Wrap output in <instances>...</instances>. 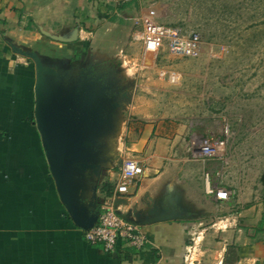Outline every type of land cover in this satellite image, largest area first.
I'll return each instance as SVG.
<instances>
[{"label": "crops", "instance_id": "crops-1", "mask_svg": "<svg viewBox=\"0 0 264 264\" xmlns=\"http://www.w3.org/2000/svg\"><path fill=\"white\" fill-rule=\"evenodd\" d=\"M98 3L0 0V264H187L189 214L194 207L227 203L208 196L206 172L214 177L227 174L215 183L234 191L230 205L242 208L238 215L247 218L255 230L251 240H257L242 247V255L264 260V145H252V154L246 153L250 145H231L222 158L205 161L192 152L191 124L164 116L146 119L135 94L122 113L121 150L119 143L111 145V154L138 159L144 175L129 186L128 194H118L121 165L110 162L97 181V196L100 205L110 200L119 213H141V223L133 222L148 243L137 249L119 242L116 250L107 252L103 245L89 243L85 231L72 221L34 123L35 65L13 46L67 66L69 62L50 53H77L91 33L88 22L95 20ZM75 32L77 39L72 41Z\"/></svg>", "mask_w": 264, "mask_h": 264}, {"label": "rangeland", "instance_id": "rangeland-1", "mask_svg": "<svg viewBox=\"0 0 264 264\" xmlns=\"http://www.w3.org/2000/svg\"><path fill=\"white\" fill-rule=\"evenodd\" d=\"M151 9L160 23L199 32L201 56L149 54L144 60L133 35L142 29L141 18ZM94 14L95 20L88 22L91 33L77 53L58 50L50 56L85 71L95 68L88 64L90 58L100 68L107 67L132 97H138L146 119L164 116L191 124L197 143L204 136H223L228 127L225 155L231 145H250L248 154L254 151L252 145H264V0H113L99 2ZM161 70H174L179 77L163 76ZM122 120L110 140L111 145L119 143L120 150ZM214 174L217 179L210 173L214 186L216 180L227 178L224 172ZM232 201L194 207L189 214L187 264H264L242 255L241 248L257 240H251L255 230L238 215L242 208L230 205Z\"/></svg>", "mask_w": 264, "mask_h": 264}, {"label": "water", "instance_id": "water-1", "mask_svg": "<svg viewBox=\"0 0 264 264\" xmlns=\"http://www.w3.org/2000/svg\"><path fill=\"white\" fill-rule=\"evenodd\" d=\"M55 40L67 41L44 32ZM77 39L75 32L73 40ZM70 40V39H69ZM13 48L35 65V121L60 199L72 221L82 230L93 228L100 216L97 181L110 162L122 165L111 154V138L120 128L122 113L132 93L107 67L93 59L94 70L59 66L36 52ZM123 217L140 224L141 213L130 210ZM163 217V218H171Z\"/></svg>", "mask_w": 264, "mask_h": 264}, {"label": "built area", "instance_id": "built-area-1", "mask_svg": "<svg viewBox=\"0 0 264 264\" xmlns=\"http://www.w3.org/2000/svg\"><path fill=\"white\" fill-rule=\"evenodd\" d=\"M99 2H111L113 0H98ZM116 3H124L129 0H114ZM142 29L134 33V41L140 43L145 60L149 54L159 56L168 53L177 58H198L202 54V36L197 31L186 32L180 27L168 26L156 20V11L151 9L141 18ZM169 73L171 79L178 78L176 71L161 70V75ZM230 129L224 130L223 136H204L198 143L193 141V154L203 160L222 158L228 147ZM145 169L142 163L134 158L123 159L119 169L120 179L116 187L118 194H128L129 186L134 185L144 175ZM206 193L214 195L217 200L228 201L234 194L225 187L214 186L209 172L205 173ZM116 193V194H117ZM118 207L110 200L100 205V216L96 225L85 231L86 240L93 244L103 245L105 251L116 250L119 242L135 247L144 248L148 239L140 230L139 225L126 219L118 212Z\"/></svg>", "mask_w": 264, "mask_h": 264}, {"label": "trees", "instance_id": "trees-1", "mask_svg": "<svg viewBox=\"0 0 264 264\" xmlns=\"http://www.w3.org/2000/svg\"><path fill=\"white\" fill-rule=\"evenodd\" d=\"M261 182H262V184L264 185V172H263V174H262V176H261Z\"/></svg>", "mask_w": 264, "mask_h": 264}]
</instances>
